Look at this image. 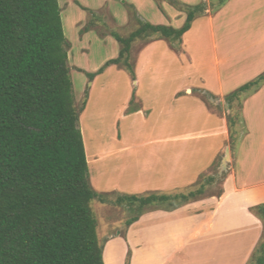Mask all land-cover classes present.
I'll return each mask as SVG.
<instances>
[{
	"label": "rangeland",
	"instance_id": "rangeland-1",
	"mask_svg": "<svg viewBox=\"0 0 264 264\" xmlns=\"http://www.w3.org/2000/svg\"><path fill=\"white\" fill-rule=\"evenodd\" d=\"M178 1L187 6L203 3V0H190L188 4ZM162 2L58 0L64 35L69 43L67 62L76 108L80 109L86 101L79 128L89 181L104 198L103 202L96 199L91 203L97 237L103 246L104 264H130L131 260V264H158L157 258L164 256L171 244L175 252L178 249L175 244L179 246L184 235L190 234L189 229L183 231L176 224H165L162 213L148 215L128 232L126 222L138 211L127 202L117 203L118 198L154 192L187 193L196 187L180 180L192 179L195 183L202 173L217 179L207 187L205 196L217 195L223 189L219 180L226 178L232 168L231 158L222 167L223 153L214 165L215 158L211 160V151L225 143L220 136L222 119L216 114L226 117L229 112L223 108L221 98L212 100L207 94H200L208 103L207 109L189 94V90L203 87L202 76L210 73L192 62L188 50L186 55L180 52V45L174 49L167 41L159 40L151 52H144L142 59L136 61L148 42L139 40L130 50L134 79L118 66H110L93 78L87 76L118 56L119 45L111 33L127 36L135 30L134 13L142 22L169 26L160 8ZM210 2V7L208 2L204 3L207 10L218 7L219 0ZM201 25L199 20L193 23L194 41ZM188 45L192 48L191 43ZM207 54L206 62L209 52ZM180 92L183 94L175 98ZM234 107L238 109L236 104ZM236 127L239 138L244 128ZM182 146V157L177 155L179 165H174L176 177L167 184L170 173L167 167L175 163V155ZM189 262L192 257L187 252L180 264Z\"/></svg>",
	"mask_w": 264,
	"mask_h": 264
},
{
	"label": "trees",
	"instance_id": "trees-1",
	"mask_svg": "<svg viewBox=\"0 0 264 264\" xmlns=\"http://www.w3.org/2000/svg\"><path fill=\"white\" fill-rule=\"evenodd\" d=\"M165 1L185 13L180 28L142 22L134 13L135 30L127 36L111 33L118 56L87 76L118 66L134 79L133 43L165 40L175 49L206 11L204 3ZM60 14L58 0H0V264H104L91 209L94 200L104 198L89 181L79 128L86 101L76 108ZM263 83L264 73L223 98L231 152L246 134L242 103ZM237 125L244 128L239 138ZM216 181L203 174L187 193L125 195L117 203L127 202L138 211L126 222L128 228L146 213L171 212L200 200ZM250 212L262 221L263 233L248 264H264V204Z\"/></svg>",
	"mask_w": 264,
	"mask_h": 264
},
{
	"label": "crops",
	"instance_id": "crops-1",
	"mask_svg": "<svg viewBox=\"0 0 264 264\" xmlns=\"http://www.w3.org/2000/svg\"><path fill=\"white\" fill-rule=\"evenodd\" d=\"M183 1L188 4L190 0ZM220 1L216 9H206L203 16L192 22L180 44L181 53L187 55L188 50L192 62L200 69L207 68L210 73L202 76L203 87L189 90V94L195 96L199 104L206 105L207 109L208 103L200 94L205 92L221 98L224 108V96L264 73V0H226L219 6ZM206 2L210 7V0H203V3ZM160 8L170 25H174L171 27L182 26L185 13L178 12L164 2ZM196 20L201 21L202 25L200 34L194 35V41L191 29ZM157 41H148L136 61L142 59L144 52H151ZM182 94L177 93L174 97L178 98ZM216 115L222 119L220 136L225 143L211 151V160L215 158L214 164L220 154L225 155L226 149L232 160V168L224 180L221 196H204L171 212L152 211L132 224L140 223L148 215L162 213L165 216L163 218H166L165 224H176L183 231L185 228L190 230L179 246L175 244L178 247L175 252H172L171 244L165 255L157 258L158 264H180L187 252L192 257L190 264H248L262 237V221L250 212V208L264 204V83L256 91L247 94L242 103L246 134L233 152L228 146L226 118ZM183 149V146L180 147L176 155L174 152L175 163L167 167H170L167 184L176 177L174 165H179L176 164L180 160L177 155L182 157ZM182 167L186 169L185 165ZM180 181L190 184V187L196 183L192 179ZM131 226L127 228L128 232Z\"/></svg>",
	"mask_w": 264,
	"mask_h": 264
},
{
	"label": "water",
	"instance_id": "water-1",
	"mask_svg": "<svg viewBox=\"0 0 264 264\" xmlns=\"http://www.w3.org/2000/svg\"><path fill=\"white\" fill-rule=\"evenodd\" d=\"M229 158H230V153H229V150L226 149L225 157H224L223 162H222V167L226 166V163L229 161Z\"/></svg>",
	"mask_w": 264,
	"mask_h": 264
}]
</instances>
